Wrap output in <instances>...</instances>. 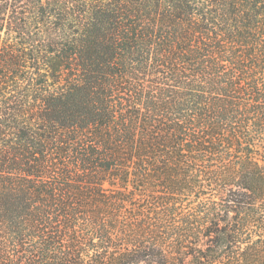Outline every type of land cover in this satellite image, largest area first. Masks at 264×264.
Here are the masks:
<instances>
[{
    "label": "trees",
    "instance_id": "1",
    "mask_svg": "<svg viewBox=\"0 0 264 264\" xmlns=\"http://www.w3.org/2000/svg\"><path fill=\"white\" fill-rule=\"evenodd\" d=\"M0 264H264V0H0Z\"/></svg>",
    "mask_w": 264,
    "mask_h": 264
}]
</instances>
